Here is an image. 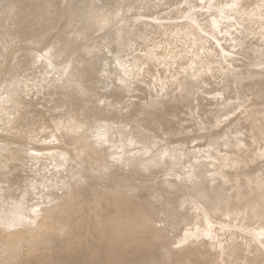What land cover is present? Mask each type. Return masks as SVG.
Here are the masks:
<instances>
[{
	"label": "rangeland",
	"instance_id": "374dc122",
	"mask_svg": "<svg viewBox=\"0 0 264 264\" xmlns=\"http://www.w3.org/2000/svg\"><path fill=\"white\" fill-rule=\"evenodd\" d=\"M109 16L97 0H0V264H189L185 259L193 261L194 250L204 253V262L217 263L219 250L210 247L208 237L177 241L203 215L195 181L203 178L204 189L222 184L209 177L218 166L229 171L235 160L264 156L263 135L254 138L247 122L248 111L264 104V44L243 47L228 62L207 59V69L184 77L186 94L175 84L153 82V95L164 86L151 106L139 99L149 95L126 84L116 54L124 15ZM237 73L243 76L238 83ZM258 76L254 86L250 79ZM67 93L72 95L66 100ZM51 110L52 116H45ZM161 113L177 135L165 130L150 139L152 148L140 144L132 122L153 127ZM16 114L26 119L14 120ZM102 121L120 123L99 126ZM233 124H240L243 135ZM71 126L77 132L69 131ZM106 129L104 139L98 138ZM122 133L131 135L124 140ZM156 154L163 160L152 168ZM163 180L172 183L171 195L160 186ZM244 212L239 221L247 217ZM245 218L232 227L252 228ZM219 224L225 235L227 224ZM143 235L160 238L163 249L141 243Z\"/></svg>",
	"mask_w": 264,
	"mask_h": 264
},
{
	"label": "bare ground",
	"instance_id": "6f19581e",
	"mask_svg": "<svg viewBox=\"0 0 264 264\" xmlns=\"http://www.w3.org/2000/svg\"><path fill=\"white\" fill-rule=\"evenodd\" d=\"M97 1L105 4L109 8L110 11L109 18L115 16L119 17L120 14L124 15V18L121 19L122 23H120L119 30L117 33L118 35V37L116 38L117 40L115 41L116 54L118 56L119 62L123 65L122 72L126 84L130 88H132V90H135V85H136V88L137 87L140 88L141 90L140 93L149 95L148 98L139 97V99H143L151 106H153L154 103L152 102L153 99L151 98L157 95L158 90L160 89L162 90L164 86L161 85L159 89L155 91V95H153L151 92V90H153V82L156 81L159 82L160 80H164L166 82V83L164 82L165 85L175 84L178 88H182V91L185 93L187 91V86L185 84V81H183L184 77L186 76L188 77V75L189 76L193 75L196 77L199 73V70L204 71L205 69H207L208 66L206 61L207 59L209 61L211 60L210 62H216V63L228 62L231 61L229 58H233L238 54H240L241 52H243L241 48L247 46H254L257 44H264V0H97ZM131 10L132 11L134 10L133 11L134 15L128 17L125 13L130 12ZM223 48H227V49L224 51ZM193 69L194 72L191 73L192 72L191 70ZM195 70H197V72H195ZM242 78L243 76L237 73V75L235 76V81H237L238 83L239 81L242 80ZM259 80L260 77L258 76V78L256 79H250L251 81L250 83L254 84L255 86ZM137 82L139 83L137 84ZM256 91L257 90L255 89V93ZM71 95H72L71 93H67V95L65 94L66 100ZM233 97L235 96L233 95ZM168 98L172 102L175 100V97L173 98V96H170ZM239 98L241 99V97H238V99ZM255 98L254 100H256ZM259 98H257L256 102L259 101L258 100ZM262 99L264 101V97ZM260 101L262 100L260 99ZM247 102L249 101H246V103ZM228 104L230 103H227V105ZM258 105L259 104H257V106H254L253 108H251L250 111H248L247 113L248 121L247 120L245 121L249 122V127H248L249 131L255 132L254 135L256 137L254 138H259L258 137L259 135H263L262 138L263 140L264 139V104L262 105L260 104L259 106ZM224 106H225V102H224ZM240 106L241 107L244 106L245 108L246 104L245 105L241 104ZM245 112H247V110L244 111V114H246ZM52 113H54L53 110L48 111L45 114V116L47 115L52 116ZM177 113L178 110H176V113H174L173 116H176ZM62 115H67V113L63 112ZM160 115L162 116V120L156 122L153 127L148 126V124H144L145 126H142L138 122H132V124H136L135 128L139 129L138 132L137 131L134 132L135 133L137 132V134L139 133L137 136L138 137L137 141H139L140 144H143L148 148H152L153 144L151 143L150 139L155 137L156 134L163 132L165 130H166L165 134L171 131L172 126L170 125L169 118H167V116H165L163 113H161ZM222 115L224 117L225 115L228 114L226 113L225 115L224 114ZM210 117L212 118L211 115L207 117L209 118L208 120H210ZM15 118L21 120L26 119L25 117H22L19 114L14 115L13 119L15 120ZM202 119L204 120L206 118L203 117ZM215 122H216V118H215ZM215 122L213 123V125L210 126L211 129L214 128V126H216L218 119L217 122L216 123ZM243 122H244V118H243ZM106 123L111 124L113 126V124L115 123L117 124L120 122L102 121L98 125L102 126L103 124ZM204 123H207V121H205ZM221 123H222V119H221ZM196 125L198 126L197 122ZM227 125L229 126V124ZM233 125L234 128L238 131L237 133L240 132L242 134L241 126H239L240 124H233ZM228 126H226L227 128L226 127L225 128L228 129ZM123 127L125 126L123 125ZM210 127L208 126L207 128L210 129ZM219 127L221 130L222 129L221 126ZM225 128L223 130H225ZM109 129L112 130L113 128L111 127ZM181 129L183 130L185 128H181ZM230 129L231 128H229V130ZM68 130L72 132H77L78 127L71 126ZM189 130H193V129H189ZM203 131L204 130H202V132ZM215 131L217 133L218 130ZM107 132L108 129H106L103 132H98L97 133L98 138L103 140ZM198 132L199 131H197V134L199 136ZM119 133H121V131ZM116 134L118 135V133ZM165 134H163V136ZM175 134L177 135V133ZM202 134L204 135V133ZM232 134L233 132H231V136ZM76 135L77 134H71L70 137L73 140H75L77 138ZM121 135H122L121 138L125 140L126 138L129 139L131 134L128 136V134L122 133ZM116 137H114V141L116 140ZM218 137L221 138L220 136ZM222 138L223 140L225 139L224 137ZM238 139H240L239 136ZM111 140H109L110 143L113 142V141L111 142ZM205 141L206 139L204 140V143ZM226 141H228L227 144L230 143L228 139H226ZM237 142L238 141H236L235 143ZM117 145L119 144L117 143ZM161 146H163V144ZM126 150L124 149L125 152ZM208 150H209V146H208ZM145 151L146 150H144V152ZM245 153L246 152H244V154ZM136 154H138V152ZM178 156L179 155H177V157ZM201 156L199 157L201 159L205 157V156L204 157ZM224 156L225 158H227L226 157L227 155ZM162 157H160L159 154V158L158 155L155 159H153L154 157L153 158L151 157L153 159L149 161L151 163H149L148 160L147 161L144 160V162H148L150 164V167H152L160 164L161 161L163 160ZM236 157L235 159H237ZM255 157L256 158L253 157V158L245 159V161L244 159L242 160L234 159L235 162L233 163V166L229 168V171H226L225 165H221L218 166L215 171L209 173L210 180L220 181L222 182V184H225L226 187H222V184H216L207 189H204L205 186L203 187L202 177H201L202 179H200L201 181L198 180L195 181V183H197L196 190L200 192V196H201V200L198 203V208L200 209V211L203 212V215H201V217L199 216L200 220L198 222L195 221L196 220L195 218L194 222L184 229L181 237L177 241L178 243H182L183 241H186L190 237L197 238L200 236H204L210 239V243H208L210 247H214L215 249L217 248L219 250L217 252L218 260L216 264H264V161L261 160L262 155H257ZM168 158H170V155ZM262 158H264V156ZM142 159H136V163H138ZM209 159H211V156H209ZM231 160L232 159H230V161ZM211 162H213V160ZM196 174L198 176L202 175L201 171H197ZM171 184L172 183L170 181L163 180L161 181L160 186L163 187L164 192L171 195V192L173 190ZM244 211L247 212L246 216L247 217L249 216L250 222L252 221L253 227L247 228L246 225L240 227L241 229H239V227L237 228L234 227L235 225L232 227L231 223H234V221H236L239 218V215L242 214ZM206 214H209V216ZM232 215L235 216L236 218L234 217L233 219H230ZM244 215L245 214H243V216ZM247 217L246 218L244 217L245 220L248 219ZM241 219L240 221L238 219L239 223L241 222ZM247 222L249 221H245V223ZM212 223H218L217 224L218 226L215 227L216 229L215 228L212 229L211 227ZM219 223L227 224L226 229L228 232H226L225 235L221 234V232H223L224 230L223 227H221L222 231L221 230L218 231L220 228ZM219 238L223 239L222 244L216 241ZM139 240L141 243L145 245L151 244L153 242L155 248L156 247L158 248V249L156 248L157 249L156 252L163 249V246L160 244V238H157L155 236L150 237L148 235H143V236H139ZM207 253L208 254H206V256L210 257L211 253L209 251H207ZM141 255L144 256V253L141 252ZM192 256H194L193 261L186 258L185 262L189 264H191V262L192 264H214L213 262H207V263L204 262L205 255L203 252L199 250H194L192 252ZM164 261L166 260L164 259Z\"/></svg>",
	"mask_w": 264,
	"mask_h": 264
}]
</instances>
